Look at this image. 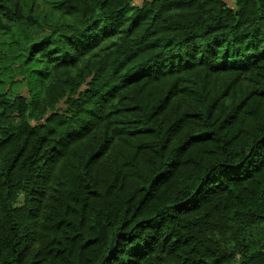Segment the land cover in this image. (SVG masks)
I'll return each mask as SVG.
<instances>
[{"label":"trees","instance_id":"trees-1","mask_svg":"<svg viewBox=\"0 0 264 264\" xmlns=\"http://www.w3.org/2000/svg\"><path fill=\"white\" fill-rule=\"evenodd\" d=\"M0 264H264V0H0Z\"/></svg>","mask_w":264,"mask_h":264},{"label":"rangeland","instance_id":"rangeland-1","mask_svg":"<svg viewBox=\"0 0 264 264\" xmlns=\"http://www.w3.org/2000/svg\"><path fill=\"white\" fill-rule=\"evenodd\" d=\"M132 1L135 2V3L141 2V0H132Z\"/></svg>","mask_w":264,"mask_h":264}]
</instances>
